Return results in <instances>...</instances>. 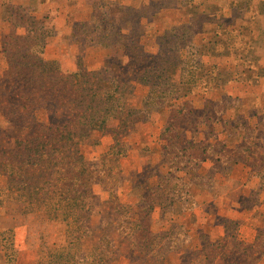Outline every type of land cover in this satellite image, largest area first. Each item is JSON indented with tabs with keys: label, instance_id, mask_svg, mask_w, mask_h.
I'll return each mask as SVG.
<instances>
[{
	"label": "rangeland",
	"instance_id": "rangeland-1",
	"mask_svg": "<svg viewBox=\"0 0 264 264\" xmlns=\"http://www.w3.org/2000/svg\"><path fill=\"white\" fill-rule=\"evenodd\" d=\"M0 264H264V0H0Z\"/></svg>",
	"mask_w": 264,
	"mask_h": 264
},
{
	"label": "trees",
	"instance_id": "trees-1",
	"mask_svg": "<svg viewBox=\"0 0 264 264\" xmlns=\"http://www.w3.org/2000/svg\"><path fill=\"white\" fill-rule=\"evenodd\" d=\"M68 96V93L66 94V97ZM56 100H59V97L57 96L56 97ZM94 127H88V128H85V132L86 131H90L91 129H93ZM56 132H59L58 133V135L59 134H61L62 132H64V130H60V129H57V131ZM73 144H75L76 145V141H74L73 142ZM36 145H38V144H36ZM31 149V148H30ZM32 150H34V149H32ZM73 152H75V154L78 152V149H75L74 151H72V149L70 150V152L68 151V157H70L69 155L70 154H72ZM33 159H32V157H30L29 159H28V161L29 162H31ZM37 161H39V162H41V160H40V158H37L36 159ZM28 162V163H29ZM9 176H12L10 173H9ZM18 178H19V180H20V182H22L24 185L26 184V182H27V179L29 180V179H31L32 178V176L31 175H29V174H26V173H23V172H21L18 176H17ZM25 186H27V184L25 185ZM21 188H24V186H21ZM26 192H29V193H32V194H35V193H33V192H31V191H26ZM62 200H64V198H62ZM71 201H73V199H71Z\"/></svg>",
	"mask_w": 264,
	"mask_h": 264
}]
</instances>
